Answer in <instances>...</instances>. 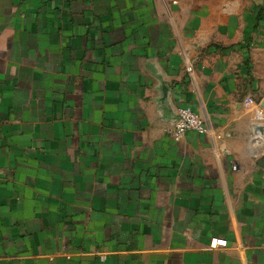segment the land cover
Listing matches in <instances>:
<instances>
[{"label": "crops", "instance_id": "crops-1", "mask_svg": "<svg viewBox=\"0 0 264 264\" xmlns=\"http://www.w3.org/2000/svg\"><path fill=\"white\" fill-rule=\"evenodd\" d=\"M0 264H264V0H0Z\"/></svg>", "mask_w": 264, "mask_h": 264}, {"label": "built area", "instance_id": "built-area-1", "mask_svg": "<svg viewBox=\"0 0 264 264\" xmlns=\"http://www.w3.org/2000/svg\"><path fill=\"white\" fill-rule=\"evenodd\" d=\"M253 102L254 99L252 96H246L243 99L244 106H250ZM173 126V137L175 140H179L187 130H195L199 133L205 132L204 120L197 112L188 106H181L177 109ZM226 244V240L220 237H213L209 242V245L212 248L225 246Z\"/></svg>", "mask_w": 264, "mask_h": 264}]
</instances>
